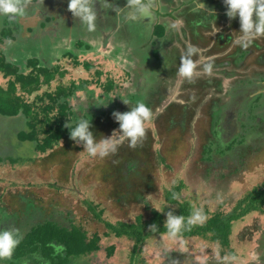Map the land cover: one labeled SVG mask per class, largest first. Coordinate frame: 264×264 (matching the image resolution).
Returning <instances> with one entry per match:
<instances>
[{
  "label": "rangeland",
  "instance_id": "rangeland-1",
  "mask_svg": "<svg viewBox=\"0 0 264 264\" xmlns=\"http://www.w3.org/2000/svg\"><path fill=\"white\" fill-rule=\"evenodd\" d=\"M222 6L226 9L224 4ZM223 16L221 18H228ZM234 21H237V19H234ZM3 35L4 32L1 30L0 41L3 40ZM214 38V35H212L207 39L208 46L213 44ZM259 41L262 45L261 51L264 54V38L261 37ZM253 43L252 41L249 46H253ZM84 46L87 47L83 45L82 52L86 54H82L84 55L81 56L82 59L73 57L71 61L77 60L81 63H88V60L91 59L90 57H95ZM0 47L2 48V46ZM73 49L74 44L70 45L69 50L72 51ZM263 54L258 52L257 56L253 55L248 61H246V58L243 63L235 64L236 69L231 68L225 75L220 73L219 78L216 76L217 73L211 76L212 72L210 74L204 72V64L199 61L202 60L199 56L197 61L194 60L197 64V69L191 82H194V86L191 89L185 88V92L182 89H179L178 92L172 91L170 88L167 89V81L171 80L173 75L168 77L166 84L162 82V84L166 85V88L156 85L157 82L155 83L153 80L146 81L144 87L150 85L154 87L156 85V91H161L158 100L162 101H158L154 105V108L159 113L158 118L152 122L151 120L145 122L146 135L141 145L146 147L136 146L132 148L129 147L128 141L124 140L119 146L128 145V147H118L115 153L104 158L90 156L82 145H80L81 148L79 149V144L66 141L64 145L59 144V147L50 156L41 160L37 159L31 164L32 162L27 160V158L32 156V151L35 149L33 146L34 142L29 140L20 142L19 132L24 130L21 124H15L16 129H8L10 141L2 138L4 137L3 132L7 130L9 124H14V122L25 123L24 120L20 121L15 118L10 122L8 118L0 117V146L2 145L0 147V156L26 157L24 164H11L6 161L0 166V199L1 206L4 208L3 225L6 226L7 230L22 231L25 228L27 229V227H32L34 225L32 222L40 219L36 216V212L42 215H45L44 212H46L47 214L60 216L61 221L63 220L65 223H68L70 221L69 218L72 216L77 214L75 216L77 217L82 213L84 214V219L83 221L80 219L82 221L81 224L89 232L99 233L103 242H101V249L98 252L84 257L85 263L125 264L129 260L132 242L124 245L117 243L118 240H112V237V241L110 238L105 237V227L103 224L93 220L90 214L84 211L82 198L89 196L90 199L100 205L105 210L104 220L110 222L120 220L134 222L137 215H142L144 221L150 222L154 212L161 211L164 205L163 187H169L173 181L180 178L184 179L186 183V187L182 190L183 198L195 210L200 209L202 212L204 209L209 211L230 210L238 199L254 186L264 181V129H261V134L256 132L248 135L245 138V143L241 146L235 147L231 151H226L225 154L219 155L217 153L215 155V152L219 150V147L217 148L218 145L227 144L231 139H237L241 134L237 133L232 137L233 128L230 132L227 129H225L226 132L223 129H219V133L223 135L229 132L227 136L221 139L220 134L217 135L211 131V124L214 121L221 120L217 115L222 110L224 111L221 113L227 112L229 115L232 113L234 119L236 114L237 121H241L240 116H242V125L244 122L247 125L252 124L251 118L243 117V114L239 116L241 112L237 111L243 107L238 105L239 95L243 94L246 98L250 95H245V89L236 91L235 88L232 89L235 91L232 94L230 87H233V84L239 80L243 82L250 77L258 76L261 73V69L258 67H263L260 66L264 59ZM151 59L153 61V58ZM34 61L37 62V60ZM200 64L203 68L200 67ZM61 66L73 67L70 60L66 57L61 60ZM114 67L115 69L109 64L102 67L101 73L103 76L98 78V82H92L88 86L89 89L90 87L93 89V94L86 95L85 91L76 93L77 97H79L75 100L77 107L82 104L92 110L93 104L91 102L97 106L105 105L103 85L106 86L108 83H112L111 77L117 83H124V74H119L122 72L121 69L116 63ZM230 71L234 74H231L233 78L226 82L225 76ZM136 72L137 69H134V74ZM25 73H29V70H25ZM202 75L221 86L206 91V97L204 98L202 96L204 90L201 86L197 87V81L200 83ZM13 78V76L6 77L0 72V85L5 88L8 87L9 79ZM68 78L64 76L61 79L69 82ZM79 80L81 78L76 76L75 81L79 82ZM58 82H60V76L57 75L56 81H53L50 84L51 86L45 85L38 90V94L28 96L19 89L17 94L22 95L25 99L27 98L29 102H34V107L40 109L39 107L45 105L48 99L46 98L45 100L43 98L41 100L38 95H44V91H54ZM129 83L130 86L125 88L129 90L128 93L124 88L118 90L119 92L121 91L120 93L124 92L122 104L120 105H122L123 109L126 108L128 110L139 102V100L135 102L137 98L131 102L130 97L133 93L138 94L144 88L132 78ZM238 83L236 84L238 85ZM137 85H140L138 91L136 90ZM124 87H127V85L125 84ZM166 90L168 91L166 92ZM226 91L228 102L219 104L217 94L225 93ZM179 92L181 96H187V92H189L192 96L188 97H191L192 100H187L184 103L185 100L180 96V99H178L180 102L170 103L172 102V97ZM111 96L114 97V95ZM175 98L177 99V96ZM249 99L250 102L246 103V107L254 101L251 97ZM123 100L127 101L128 104H125ZM215 106L217 110H214ZM99 108H103V111L106 108V112L110 111L108 106L97 107V109ZM119 110L121 108L117 111ZM112 111L116 110L112 109ZM39 113H41L40 116L42 117L43 113L41 110ZM173 115L176 116L175 119H171L174 118L172 117ZM213 118H216V120L213 121ZM115 123L117 122L110 121L109 126L113 127ZM223 124H221L222 127L224 126ZM118 129L119 124L118 127L113 128L111 131L109 130V134L105 135V137L111 136L113 131ZM255 129L257 128L255 127ZM97 131L94 136L97 140H100L103 138V136L100 137L103 134V130L98 128ZM125 148L132 153L133 161L139 162L138 171L140 173L128 179L123 177L124 179L121 180V177L125 176V174L123 171L120 173V168H125L130 163V160L127 158L126 163L119 161L120 166L118 167H111V164L113 155L122 154V150ZM207 149L215 151L213 153L214 158L210 162L204 160ZM126 152L123 153V156L126 155ZM144 153L147 154L144 155ZM158 154L166 160L165 166L159 165L157 162ZM141 159L149 167H145ZM75 165L77 166L75 167ZM31 175L33 176L31 177ZM221 176L226 179L223 180ZM55 180L57 182H53ZM151 181H154V184H151ZM29 182H41L40 184L42 185L28 187ZM45 183L47 185H44ZM83 195L85 196L83 197ZM222 203L224 206L221 209L219 205ZM31 212L35 214L32 215ZM22 213L25 216L21 215ZM29 215L32 216V220ZM164 215L166 220L167 214L164 213ZM71 220H74V217ZM74 221L77 222L79 219ZM148 228L150 229V226ZM113 241H116L115 243L119 247L117 248L119 255H114L110 258L106 256V247L114 243ZM208 241H204L201 238H173L168 234L153 235L142 245L141 256L144 260H147V264H262L260 259L264 260V210L262 212H251L234 224L230 240L231 249L233 250L232 254L228 253V249L219 248L216 242ZM153 251H155V254H152ZM137 264L139 263L137 262Z\"/></svg>",
  "mask_w": 264,
  "mask_h": 264
},
{
  "label": "trees",
  "instance_id": "trees-1",
  "mask_svg": "<svg viewBox=\"0 0 264 264\" xmlns=\"http://www.w3.org/2000/svg\"><path fill=\"white\" fill-rule=\"evenodd\" d=\"M3 36L11 39L14 38L9 29H4ZM82 41L78 40L76 42L79 52H75L73 50L66 51L60 56V61L53 59L50 63L43 62V64H41L39 61L36 62L30 59L28 64H33L34 67L32 70H29V73H25V70L28 69L22 65L17 67L18 65L15 64L17 61H13V63L12 60H10L6 55V52L3 49H0V72L6 77H14L13 79H9L8 87L5 88L0 85V117L8 118L10 122H12L11 120L15 118L19 119L20 121L24 120L25 122H14V124L8 123L9 127L5 132H3L4 137L2 138L10 141V136L8 137V129H16L15 124H21L24 130L19 132L20 142L25 140L34 142L33 146L35 149L32 151V156L27 158V160L32 162L31 164H33L37 159L41 160L44 157L50 156V154H52L56 148L59 147V144L64 145L66 141L73 142L70 139V130L64 127L65 123L69 120H75L85 115V118L91 121V130L94 131L93 134L95 135V133L98 132L97 129L100 128L103 130V134H101L100 137H105V135L109 134L112 128L118 127L117 123H115L113 127L109 126L110 121H115L112 115L113 112L124 113L129 111L126 108L123 109L122 105H120L122 104L121 101L124 97V92L120 93L121 91H118L119 89H125L130 86L129 84H126L128 78L125 76L123 79L124 83H117L116 81H113L114 79L111 77L112 83H108L106 86L103 85L105 94L104 99L106 103H104L105 105L99 106H108V110L110 111L107 110L108 112H106V108H104V111L102 110L103 108L97 109L99 106L91 102L93 105H95H92V110H89L84 105L80 104L78 107L82 111L85 109V112L73 113L72 109L77 107V102H75V100L76 98H79L77 97L78 95H76V93L78 91H85L86 95H89L90 93L93 94V89L91 87L89 89L88 86L92 82H98V78L103 76L101 69L103 66L108 64L109 60L108 57L98 54L95 55V59H89L88 63H81L77 60L71 61L73 57L82 59L81 56L86 54L85 52H82L83 45H86L87 47H84L88 50L90 49V44L86 41H83V43ZM65 57L70 60V63L73 65V67L82 66L86 70V74L84 76H80L74 73L71 68L62 67L61 60ZM109 57L111 56L109 55ZM237 65H239V61H237ZM57 75L60 76V82L56 83L54 91H44V95H38V98L41 100L43 98L45 100L46 98L48 99L45 105L39 107L40 109L34 107V102H29L27 101V98L25 99L22 95L17 94L18 89L28 96L38 94V90L43 88L45 85L51 86L50 84L53 81H56ZM64 76L67 78L69 77L68 81H70H62L61 78ZM76 76L81 78L79 82L75 81ZM125 84L127 87H124ZM156 85L161 86L159 83ZM156 85L154 87L151 85L147 86L143 89V91L141 90L142 92H139L138 94L133 93V95L130 97L131 102L137 98L135 102L138 100V103L143 101L142 103H144L151 110V122L158 118L159 115L157 110L154 108L155 103L158 101L162 102L161 100H158L161 91H156ZM138 89H140V85H137L136 90L138 91ZM125 91H127V93L129 92L127 89H125ZM244 93L246 96L250 94L247 92ZM254 94L255 93L252 92V95ZM111 95H114V97ZM187 97L188 96H185L184 100H187ZM249 100L250 99H248V97L246 98L243 94L240 95L238 105H242L243 107L241 106L242 109L239 116L243 114V117L251 118L252 124L250 123L251 125H247L244 122L242 127L245 129V133L239 135L237 139H231V141H229L227 144H224L221 140L223 145H218L217 148L219 147V150L216 152L211 151V149H207L205 151L206 155L204 160L210 162L214 158V152L215 155L217 153L219 155L225 154L226 151H231L235 147L241 146L243 143H245V138H247L248 135L256 132H258V134L262 133L261 129H264V93L256 95L254 101L248 107H246L245 105L246 103L250 102ZM119 108H121V110L117 111ZM112 109L116 111H112ZM40 110L43 113L42 117L40 116L41 113H39ZM246 110L247 112H245ZM54 111L55 113H53ZM223 111L224 110L221 112ZM96 112L98 113L96 114ZM221 112L217 115L221 120L215 122L214 120H216V118H213L214 122L211 124V131L219 135V129H227L230 132L233 128V137L235 134L239 133V129L236 125L240 122H243L242 116H240L241 121H237L236 114L234 119V115L232 113L229 115L227 112ZM172 117L174 118L171 119L176 118L174 115ZM221 124H223L225 127H222ZM255 127L257 129H255ZM227 134H220V138L223 139L225 136H227ZM140 145L141 143L137 146L146 147ZM11 146L13 147V145ZM0 147H2V145ZM78 147L79 149L81 148L80 145H78ZM120 147H128V145L119 146V148ZM122 151L123 153L127 151L125 153L126 155L123 156V153L118 156L113 155L111 164V167H118L120 166L119 161L126 163L127 158L130 160V163H132H129L127 166H125V168L122 169L119 167L120 173L123 171L125 174V176L120 174L122 176L121 180L124 179L123 177L128 179L129 177H134L140 173V171H138L140 167L138 164L139 162L137 163V161H133L134 159L131 157L132 153L129 151V149L125 148ZM146 154L147 153H144V155ZM137 157L139 158V156ZM157 158L159 165L161 164L165 166L166 160L160 156V154H158ZM25 159L26 157L24 158L21 156L12 158L1 155L0 166L6 161H9L11 164H24ZM141 161L144 163L145 167H149L148 164H145V161L142 159ZM76 166L77 165H75V167ZM32 176L33 175H31V177ZM221 178L223 180L226 179L224 176H221ZM53 182L57 181L55 180ZM40 183L41 182H29L27 186H40L42 185ZM42 183H44V181H42ZM151 184H154V181H151ZM44 185L47 184L45 183ZM185 187V180L180 178L173 181L169 187H163L164 205L162 206L161 211L154 212L150 222L144 221L142 215H137L134 222L122 220L110 222L104 220L103 217L105 210L102 209L100 205L95 203L92 199H90L89 196L82 198V207L86 213L90 214L93 220L103 224L106 229V233H104L105 237L110 238V240L112 237V240H118L117 243L124 245L130 244V242H132L129 260L125 264H137V262L139 264H147V260H144L141 256L142 245L149 237L153 235L168 234L164 213L167 214L171 212L174 215H180L184 217L185 227L176 237L183 239L201 238L204 241L210 240L212 243L216 242L219 248H225L226 250L228 249V253L232 254L233 250L231 249L232 246L230 245V240L233 234L234 224L239 222L251 212H262L264 210L263 181L262 183L254 186L240 199H238L230 210L209 211L208 209H204L202 212L203 221H201V219L195 221L196 219L194 218L193 213L196 210L185 198H183L182 195V190ZM84 196L85 195H83V197ZM223 203L219 205L221 209L222 206H224ZM3 210L4 208L1 206L0 199V230H7L6 226L3 225ZM36 213V216L40 219L33 221L32 224L34 223V225H32V227H27V229L25 228L22 231L16 230V232H18L21 237V241L15 248L12 258L4 260L3 264H86L84 257L96 253L101 249L100 244L102 242V236L99 233L89 232V230L81 224L84 219V214L81 213L80 216L78 215L75 217L77 215L76 214L75 216L71 217H74V220L79 219V221H77L79 223L71 220V218H69L70 221L68 220V223H65L63 220L61 221L60 216L47 214L46 212H44L45 215L39 214V212ZM31 214L34 215L35 213L31 212ZM21 215L25 216L23 213ZM29 216L32 220V216ZM80 219H82V221H80ZM190 219L192 220V223L189 224L188 221ZM153 224L157 225L158 230L154 231L148 228V226ZM113 242L114 243L106 247V256L110 258L114 255H119L117 251V248L119 247L115 243L116 241ZM152 254H155V251H153Z\"/></svg>",
  "mask_w": 264,
  "mask_h": 264
},
{
  "label": "crops",
  "instance_id": "crops-1",
  "mask_svg": "<svg viewBox=\"0 0 264 264\" xmlns=\"http://www.w3.org/2000/svg\"><path fill=\"white\" fill-rule=\"evenodd\" d=\"M63 1L64 0H60V8L64 9V12H62L61 15L64 17L66 23L71 21V24L69 25L67 32H65V27L62 28L64 29V34L61 33V27L60 29L58 28L60 30V50H63L60 51V54L63 55L66 51H70L69 48L72 44H74L73 51L79 52L76 42L78 40L86 41L91 46L89 47L90 49L88 52L90 51L94 55L101 54L102 56L104 55L108 57V64L114 69L115 63L119 66L122 71L119 74H124V77L126 76V78H128L126 83L127 85H130L129 81L132 78L144 87L146 81L157 78L156 75H158V77H162V82L166 84L168 77L173 75V78L167 81V88L178 92L179 89L183 88L182 85L184 83L187 84L188 82L186 80H182L183 78L178 75V68L180 66V59L189 46H195L199 50L198 53L192 57L193 61H197L200 56L202 60L199 61L202 62L204 66L208 63H212L213 68L211 76L217 73L216 76L219 78L220 73L225 75L231 68L236 69L235 64H237V61H235V59L239 57V54L236 55L235 59L233 56L227 57L228 60H233L234 63L225 66L222 65L221 67L217 66V63L220 60H217L216 57L222 54L218 51L220 49V42L224 39L222 36L218 37L216 33L214 34L215 38L213 39L212 47L208 49L209 52L203 51L208 48L207 39L209 37L202 35L201 32H198V34L193 38L191 37V42L189 38L186 40L188 36L187 33L195 30L200 31L201 28L199 27L211 14L217 13V20L220 22L224 20L220 18L224 15L226 9L216 0H161L159 5H156L157 3L153 2L151 4L152 16L142 20H130L127 18V11H121V9L125 8L126 1L118 3V0H109V10L104 16H111V18L114 19L116 15H123L126 19V27L122 30V32L125 33V36L118 44L112 41L116 36L108 37L104 34L105 37L102 38L101 41L106 45L109 43L107 49H103L101 46L102 43L98 44L94 40H88L89 38L85 39L83 37L79 38L76 36H80V33H78L77 30L79 29L81 31V28H78L77 26L84 24L80 22L78 17H75L74 15V17H70ZM148 1L151 2V0ZM200 4L203 5L202 8L200 7ZM100 7H102V5L99 2L94 5V8L96 9H99ZM164 8H167V10L165 11ZM184 25L190 29L184 32L182 29V26ZM49 26V30L52 31L46 30V33L51 35L54 28L57 27V22H52ZM117 33V31H114L113 35ZM14 53L15 50L11 55V58L17 62H23V59L17 57ZM109 55L111 57H109ZM90 58L95 59L94 57ZM151 58H153V61ZM68 68H71L77 75L84 76L86 74V70L82 66ZM134 69H137L135 74ZM231 74L233 73L230 71L229 74L225 76L226 82L230 78H233L231 76L234 74ZM227 76L229 78H227ZM199 82L200 83L197 81V87L201 86L204 93L209 89L221 87L220 85L215 84L214 81H211V79L205 78L203 75ZM193 86L194 82H188L182 90L185 92V88L191 89ZM187 96L192 95L187 92Z\"/></svg>",
  "mask_w": 264,
  "mask_h": 264
},
{
  "label": "flooded vegetation",
  "instance_id": "flooded-vegetation-1",
  "mask_svg": "<svg viewBox=\"0 0 264 264\" xmlns=\"http://www.w3.org/2000/svg\"><path fill=\"white\" fill-rule=\"evenodd\" d=\"M125 1L126 0H118V3H121V2L123 3ZM160 1L161 0H151V2L148 1V3H150V6L153 2L157 3L156 5H159ZM205 1H210V0H205ZM216 1L219 2L220 5H223V0H216ZM19 3L22 5H26L22 13L11 14V15L0 14V31L2 30V32H4V29H10L11 34L14 36V38L12 39L3 37V40L0 41V46H2L1 49H3L6 52V55L10 57L9 59L12 60V62L14 60L13 58H11V55L13 54L15 50L14 54H16L17 57H20L23 59V62H17L15 64L18 65L17 67H20L22 65L28 70H32L34 67L33 64H28L30 59L37 60V62L39 61L41 64H43V62L50 63L52 62L53 59H57L58 61H60V55H61L60 54V44L61 43H60V30L59 29L61 27V33L64 34V29H66L65 32H67V29L69 25L71 24V21L69 23H66L64 20V17L61 15L62 12H64L63 11L64 9L60 8L61 6L60 0H19ZM63 3L70 17H74L73 14L68 11V0H64ZM94 9L98 13L95 29L92 31H89L86 25L77 26L78 28H81V31L78 29L77 32L80 33V36L78 35L76 36L79 38L83 37L85 39L89 38L88 40H94L98 44L102 43L101 40L102 38L105 37L104 34L107 35L108 37L116 36L114 40L112 41L118 44L120 40L125 36L124 35L125 33L122 32V30L126 27L125 17L123 15H116L113 19L111 18V16H108V17L104 16L106 12L109 10L108 7L106 8L100 7L99 9H96V8ZM164 10L166 11L167 8H164ZM225 12H224V17H227L225 15ZM217 19H218L217 13L211 14L205 20V22L199 27L201 28L200 31L195 30V31L187 33L188 36L186 40L189 38L191 42L192 41L191 37L193 38L194 36H196L198 32H202V35L209 37V38L215 33L218 35V37L222 36L224 39L221 40L220 49L218 51L222 53L221 56L223 57L221 56L216 57L217 60H220L217 63L218 67L222 66L221 65L222 62H224L223 63L224 66L234 63L233 60L227 59V57H230V56H233V58L235 59L236 55L239 54V57L235 59V61L240 60L239 62L240 64V63H243V61L246 58H247L246 61H248L250 60L251 57H253V55L257 56L258 52H261V54H263V52L261 51L262 45L259 43L260 42L259 40L261 37L254 39L253 46H249L246 49L241 48L240 46L235 44V39L240 35L239 33L240 24H239L238 18H236L237 21H234V19L229 20V18L227 19L221 18V19H224L221 22ZM52 22H57V27H56L57 29L54 28V31L52 32V34L48 35L46 33V30H49V27H50L49 24ZM7 24L9 25L7 26ZM63 27L65 28L62 29ZM182 29L185 32L190 28L184 25L182 26ZM49 31H52V30H49ZM114 31L115 32L117 31L118 33L113 35ZM105 45L106 44H103V43L101 44L103 49H107L109 46V43L106 46ZM212 45L208 46V48L205 51L209 52L208 49H210ZM262 61L263 62L262 64L260 63V66H263V67H258L261 69V73H259L258 76H254L252 78L250 77L247 80H244L246 82L244 81L242 82L239 80L238 81L239 83L236 82L238 83V85L234 83L233 84L234 86L230 87V89L235 88L236 91L238 90L243 91V89H245L246 91L244 92H247L248 94L250 93L249 94L250 96L248 97V99L250 97L251 99H255L256 95H260V93H264V59ZM200 67H201V64H200ZM156 77L157 78H154L153 81L155 83L157 82L161 84V87L166 88V85L162 84V77H158V75H156ZM227 78L229 77L227 76ZM187 84L184 83L182 85L183 86L182 89H184V86ZM144 88H142V90ZM167 91L168 90H166V92ZM252 92L255 94L252 95ZM234 93L235 91L232 90V94ZM176 96H177V99L175 98V95L173 96L174 98L172 97V102L174 104L180 102L178 101V99H180L181 93H178ZM202 96L203 98L206 97L204 92L202 93ZM217 96H218L219 104L220 103L224 104L228 102L227 91L225 93H219L217 94ZM184 97H185L184 95L181 96V98L183 99ZM190 99L191 97H187V100H190ZM187 100H185L184 103H186ZM214 110H217L216 106ZM237 111L241 112V110H237ZM236 126L239 129L240 134L245 133V129L242 127L241 122L238 123ZM260 261L262 264H264L263 259H260Z\"/></svg>",
  "mask_w": 264,
  "mask_h": 264
},
{
  "label": "clouds",
  "instance_id": "clouds-1",
  "mask_svg": "<svg viewBox=\"0 0 264 264\" xmlns=\"http://www.w3.org/2000/svg\"><path fill=\"white\" fill-rule=\"evenodd\" d=\"M99 2L102 7H108V0H68V10L78 17L80 22L87 26L89 31L96 27L97 12L94 5ZM226 6L225 15L229 20L238 18L240 24V35L235 39V44L241 48H248L252 41L258 37H264V0H223ZM26 5L19 3V0H0V14L11 15L23 12ZM202 8L203 5L200 4ZM127 11V18L130 20H142L152 16L150 3L146 0H126V6L121 11ZM195 46H189L180 59L178 75L191 83L195 75L197 64L192 57L198 53ZM212 63L204 66V72L211 73ZM125 104L127 101L123 100ZM73 113L85 112L79 107L72 109ZM119 129L114 130L111 136L97 140L93 134L91 121L83 115L75 120H69L64 127L70 130V139L83 146V149L93 157H107L115 153L119 145L127 140L129 147L135 148L142 143L146 135L145 122L151 119V110L142 102L130 108L129 111L113 112ZM119 133V135H117ZM202 210L197 209L193 216L195 219H202ZM188 223H192L190 219ZM167 232L170 237H176L185 227V219L180 215L167 213ZM152 230H158L157 225L150 226ZM21 237L15 230H0V264L6 259H11L15 248L19 245Z\"/></svg>",
  "mask_w": 264,
  "mask_h": 264
}]
</instances>
